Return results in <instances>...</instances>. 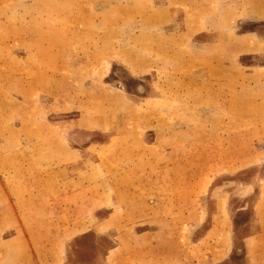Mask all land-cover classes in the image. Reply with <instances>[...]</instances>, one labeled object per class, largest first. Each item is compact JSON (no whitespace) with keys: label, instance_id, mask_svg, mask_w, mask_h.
Returning a JSON list of instances; mask_svg holds the SVG:
<instances>
[{"label":"rangeland","instance_id":"1","mask_svg":"<svg viewBox=\"0 0 264 264\" xmlns=\"http://www.w3.org/2000/svg\"><path fill=\"white\" fill-rule=\"evenodd\" d=\"M117 242L264 264V0H0V264Z\"/></svg>","mask_w":264,"mask_h":264},{"label":"crops","instance_id":"2","mask_svg":"<svg viewBox=\"0 0 264 264\" xmlns=\"http://www.w3.org/2000/svg\"><path fill=\"white\" fill-rule=\"evenodd\" d=\"M114 211L111 212V215L113 214ZM71 227V226H70ZM25 236L22 235H17V239H19L21 242L23 241V238ZM56 241V239H54L53 243ZM58 242V241H57ZM47 246L50 245V248L47 247L45 245V253H47V256H45L43 259H39V254L37 253V251L33 250V248L30 250V252H27L25 257L22 258V263L21 264H35V261L37 262V260L39 259L40 261H48L50 262L51 260L54 259L53 255L52 257H50L51 254V244H49V241L47 242ZM117 245L113 247V254L108 255L109 257L107 258V263H111L113 264L115 262V264H121L122 262H127L129 259L132 258L133 254H129L124 256V252H122L119 248V242L116 243ZM30 246V244H28ZM42 252L44 251L43 248H41ZM49 254V255H48ZM110 259V260H109ZM115 260L114 262L112 261ZM110 261V262H109ZM36 264H39V262H37ZM127 264V263H126Z\"/></svg>","mask_w":264,"mask_h":264}]
</instances>
